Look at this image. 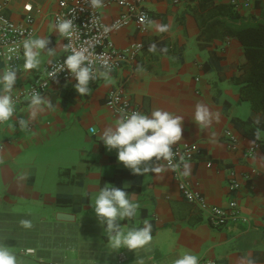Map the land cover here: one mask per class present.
<instances>
[{"label": "crops", "instance_id": "obj_1", "mask_svg": "<svg viewBox=\"0 0 264 264\" xmlns=\"http://www.w3.org/2000/svg\"><path fill=\"white\" fill-rule=\"evenodd\" d=\"M195 2L142 0L150 14L147 24L139 29L130 23L110 35L117 49L132 53L120 69L98 72L89 81L87 95L76 92V82H53L41 96L42 103L27 100L9 121L0 123V245L9 248L17 264H175L185 254L208 264H264V132L254 131L251 124L260 114L240 99L231 81L242 54L240 43L233 37L198 39ZM56 4L57 0H0V16L16 21L31 16L32 39L50 41L42 49L33 48L39 52L36 69L24 67L23 52L12 92L41 78L47 65L62 55L64 41L51 18ZM235 8L243 16L260 17L264 0ZM121 10L106 3L100 9L102 20L111 22ZM158 25H166L167 30L160 32ZM153 44L155 51L150 52ZM5 71L0 62V76ZM117 87L149 114L160 108L184 117L183 139L178 143L196 149L187 163L188 182L207 206H225L233 169L239 181L233 196L247 222L229 221L212 228L205 213L181 197L170 169L134 175L117 160L116 150H108L101 140L103 129L114 126L120 117L105 104L108 91ZM198 102L219 114L202 130L193 119ZM30 114L35 118L30 119ZM18 118L27 121L26 129ZM231 138L234 148L229 145ZM110 185L124 189L129 199L140 204L137 215L120 224L127 231L143 227L148 220L152 225L148 245L129 250L109 243L94 202L99 190ZM57 212L73 214L74 220L57 221ZM30 218L39 228L60 226L74 232L63 233V246L44 243L55 238L53 232H40L37 242L28 243L24 231L30 227L21 221ZM24 248H33L34 254H23Z\"/></svg>", "mask_w": 264, "mask_h": 264}, {"label": "clouds", "instance_id": "obj_2", "mask_svg": "<svg viewBox=\"0 0 264 264\" xmlns=\"http://www.w3.org/2000/svg\"><path fill=\"white\" fill-rule=\"evenodd\" d=\"M95 7L101 6V0H92ZM62 36H68L74 25L72 20H64L55 25ZM158 30L164 32L166 25H158ZM50 41L45 39H28L24 41L25 65L26 69H36L39 67L40 60L38 51L33 48L42 49ZM67 49V46H66ZM149 51H155V45L149 46ZM53 50H49V55ZM107 67V63L105 62ZM60 68H66L75 79V90L80 95L90 94L89 81L97 77L91 72L88 66V57L82 51H72L67 56ZM17 69L9 67L2 76H0V122L9 121L14 113V100L11 95L13 84L16 83ZM50 76L54 73H49ZM105 78L107 74L105 73ZM42 98L38 93H32L31 104L39 105ZM51 107V104L48 105ZM35 115L30 114V119ZM218 120V113H211L206 104L198 102L195 105L193 119L195 124L202 130L211 125L213 119ZM183 121L184 117L175 115L164 109L156 108L150 115L132 111L130 114H122L114 126L105 127L101 133V140L108 150L115 149L117 160L126 168L130 169L134 175H144L146 173H162L169 168L176 169L180 163L173 164V158L176 153L173 152V146L183 139ZM17 123L22 129L27 128V121L18 118ZM258 136V133H257ZM183 157L180 158L183 162ZM166 161L167 164L155 162ZM184 175L189 174L190 166L183 164ZM94 212L98 221L105 225V231L108 234L109 243L113 248L124 247L129 250L141 248L148 245L152 240V225L148 220H144L143 227H133L125 231L120 224L125 218L135 217L140 208V204L129 199V194L122 188L115 186H105L99 190L95 197ZM24 227H31V222L21 221ZM0 264H17L16 256L8 247L0 245ZM175 264H199L198 258L192 254H185L182 258L175 261Z\"/></svg>", "mask_w": 264, "mask_h": 264}, {"label": "built area", "instance_id": "obj_3", "mask_svg": "<svg viewBox=\"0 0 264 264\" xmlns=\"http://www.w3.org/2000/svg\"><path fill=\"white\" fill-rule=\"evenodd\" d=\"M172 1L173 3H185L189 0ZM250 1L230 0L235 7L247 5ZM108 2L117 4L122 10L111 22L106 23L102 20L100 9ZM51 18L55 25L64 20H72L74 27L70 35H61L64 41L62 55L47 65L44 75L33 82L19 86L11 93L15 112L25 101L32 99L33 92L42 96L53 82H76L66 68H60L72 51H82L88 57V66L95 76L101 71L113 73L120 69L128 61V57L132 53L117 49L110 39L111 32L130 23L141 29L147 24L150 14L142 6V0H101V6L99 7L93 6L92 0H57L56 8L52 11ZM34 31V18L31 16L26 15L19 21L0 16V62L4 64L6 70L9 67L15 69L18 65L19 59L25 51L24 41L32 39ZM49 73H54V75L50 76ZM105 104L111 109L112 113L118 116L125 113L130 114L132 111L150 115L132 104L123 93L121 87L108 91L105 97ZM90 131H92L91 128ZM229 145L234 148L233 138H231ZM195 151L196 149L193 146L185 143H177L173 146V152L176 153L173 158V164L180 163L181 166L176 169H169L177 183L181 197L205 213L204 220L212 228L219 229L229 221L247 222V219L240 213L237 201L233 196V193L239 187V181L233 169L229 170L227 187L230 198L225 206H207L203 195L196 191L188 182L187 176L183 174V164H187L194 159ZM249 153L251 155V152ZM181 157L184 158L183 162L180 160ZM159 164L166 165L167 162L161 160L156 165L158 166ZM22 253L25 255L34 254V249L24 248ZM47 264L66 263L63 261H50ZM199 264L208 263L200 261Z\"/></svg>", "mask_w": 264, "mask_h": 264}, {"label": "trees", "instance_id": "obj_4", "mask_svg": "<svg viewBox=\"0 0 264 264\" xmlns=\"http://www.w3.org/2000/svg\"><path fill=\"white\" fill-rule=\"evenodd\" d=\"M198 39L233 37L241 45V58L231 81L237 85L241 100L259 113L251 121L254 131L264 132V9L260 17L243 16L231 2L197 0Z\"/></svg>", "mask_w": 264, "mask_h": 264}, {"label": "rangeland", "instance_id": "obj_5", "mask_svg": "<svg viewBox=\"0 0 264 264\" xmlns=\"http://www.w3.org/2000/svg\"><path fill=\"white\" fill-rule=\"evenodd\" d=\"M27 221L31 222V227L28 231L27 230L24 231V237L29 239L28 241L25 240V242L32 243V244L38 241L37 240L39 238V236H37L38 233L46 232L47 234H49V233L51 234V232H53V234H55V238H53L52 241H51V237H49L47 241H44L43 239H41L39 242L44 241V243H47V244L48 243H56L58 246H63V244H64V238L62 237L63 233H66L69 231L70 234H73V232H74L72 229H68L66 231V229H64L63 227H60V226L53 227L54 229H51L50 225H47L46 228H44V226H41V228H39L37 222H35L34 219L30 218ZM66 254L71 255V254H73V252L67 251ZM74 264H84V263L74 262Z\"/></svg>", "mask_w": 264, "mask_h": 264}, {"label": "water", "instance_id": "obj_6", "mask_svg": "<svg viewBox=\"0 0 264 264\" xmlns=\"http://www.w3.org/2000/svg\"><path fill=\"white\" fill-rule=\"evenodd\" d=\"M55 219L57 221H73L74 215L70 213H65V212H57L55 215Z\"/></svg>", "mask_w": 264, "mask_h": 264}]
</instances>
